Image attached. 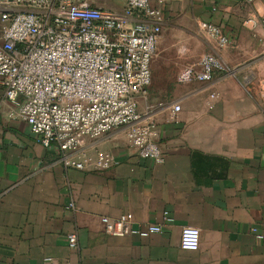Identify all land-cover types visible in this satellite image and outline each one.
Masks as SVG:
<instances>
[{"label": "crops", "instance_id": "obj_1", "mask_svg": "<svg viewBox=\"0 0 264 264\" xmlns=\"http://www.w3.org/2000/svg\"><path fill=\"white\" fill-rule=\"evenodd\" d=\"M151 2L164 12L152 78L156 69L175 75L206 52L227 69L176 84L170 100L158 102L165 162L140 157L118 128L85 139L91 155L120 160L100 170L66 166L57 146L10 117L0 77V264H264V237L251 230L264 235V27L246 22L264 12V0ZM202 22L220 26L231 42L219 45ZM175 102L182 107L172 118ZM128 212L137 225L162 231L109 234L104 218ZM186 225L200 228L197 250L180 246Z\"/></svg>", "mask_w": 264, "mask_h": 264}, {"label": "built area", "instance_id": "obj_2", "mask_svg": "<svg viewBox=\"0 0 264 264\" xmlns=\"http://www.w3.org/2000/svg\"><path fill=\"white\" fill-rule=\"evenodd\" d=\"M163 20V9L151 0H123L121 8L100 0H0V77L4 97L14 105L10 117L26 121L44 146H57L66 166L100 170L119 163L110 152L91 155L83 149L86 138L118 128L126 129L129 146L140 157L165 162L154 106L140 110V98L149 95ZM246 22L264 27V12L252 13ZM201 27L219 45L231 42L217 24ZM226 69L218 54L206 52L183 66L177 81H210ZM181 107L171 105L172 118ZM165 217L174 220L168 211ZM104 223L109 234L119 236L145 237L163 229L137 225L130 212L105 217ZM251 230L264 237L256 226ZM68 237L77 246L75 232ZM200 241L199 227H182L181 248L197 250Z\"/></svg>", "mask_w": 264, "mask_h": 264}, {"label": "rangeland", "instance_id": "obj_3", "mask_svg": "<svg viewBox=\"0 0 264 264\" xmlns=\"http://www.w3.org/2000/svg\"><path fill=\"white\" fill-rule=\"evenodd\" d=\"M100 2L114 8H121L123 6V0H100ZM176 84H179L177 81V73L171 75L160 72L158 69L155 72L153 71V78L148 91L149 95L148 98H140V110L142 112L146 111L148 103L153 104L154 109L163 107V104H159L158 102L161 103L170 100L171 93L177 86ZM155 121L157 122L156 116Z\"/></svg>", "mask_w": 264, "mask_h": 264}]
</instances>
